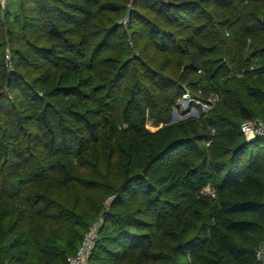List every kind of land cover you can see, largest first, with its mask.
<instances>
[{"label":"trees","instance_id":"trees-1","mask_svg":"<svg viewBox=\"0 0 264 264\" xmlns=\"http://www.w3.org/2000/svg\"><path fill=\"white\" fill-rule=\"evenodd\" d=\"M253 118L264 0H5L0 264H67L99 220L89 264H259Z\"/></svg>","mask_w":264,"mask_h":264},{"label":"built area","instance_id":"built-area-1","mask_svg":"<svg viewBox=\"0 0 264 264\" xmlns=\"http://www.w3.org/2000/svg\"><path fill=\"white\" fill-rule=\"evenodd\" d=\"M5 7V0H0V8L3 10ZM129 10H132V6L129 5ZM128 21L127 17H124L122 20L123 24H126ZM7 61H9V56L6 55ZM8 70L12 71V67L7 64ZM183 98L187 99L190 102L191 98L188 92L183 95ZM216 100V97H212L208 103L202 104L206 108V111L210 109V106ZM205 112V111H204ZM241 133L244 135L247 141H252L257 137L264 138V118H253L246 120L240 126ZM210 140L205 141V145L208 146ZM100 225V220L95 222L83 235V238L76 248L74 254L69 255L66 258L67 264H89V257L93 251L95 246V242L98 238V228ZM255 258L259 264H264V240L263 242L256 248Z\"/></svg>","mask_w":264,"mask_h":264},{"label":"rangeland","instance_id":"rangeland-1","mask_svg":"<svg viewBox=\"0 0 264 264\" xmlns=\"http://www.w3.org/2000/svg\"><path fill=\"white\" fill-rule=\"evenodd\" d=\"M179 103L181 104L182 110H185V113L180 114V113L177 112V110H173L174 111V116H175V117L173 116V118H174L175 121H173L172 123L177 122L176 120L179 121L181 119H184L185 116H188V117L189 116H198L197 109L195 107H190L189 106L190 102H188L187 99L182 97V99L180 100ZM201 110L202 111H206V108L204 106H202ZM147 127L150 130L153 129V126H151L150 124H147Z\"/></svg>","mask_w":264,"mask_h":264},{"label":"water","instance_id":"water-1","mask_svg":"<svg viewBox=\"0 0 264 264\" xmlns=\"http://www.w3.org/2000/svg\"><path fill=\"white\" fill-rule=\"evenodd\" d=\"M173 116H174V111L172 112V118H171V120H170V122L168 123V124H171L173 121H175L174 120V118H173ZM175 117V116H174ZM188 116H185V118H187ZM176 121H178V120H176ZM116 195L115 196H111V197H109L107 200H106V202H105V204L107 205V206H111L112 205V203L115 201V199H116Z\"/></svg>","mask_w":264,"mask_h":264}]
</instances>
